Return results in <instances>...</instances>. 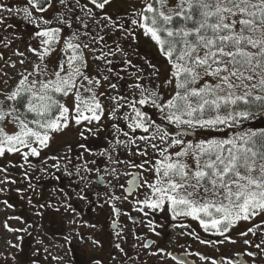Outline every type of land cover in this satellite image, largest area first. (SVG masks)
Returning a JSON list of instances; mask_svg holds the SVG:
<instances>
[{"label": "snow or ice", "instance_id": "6c2138e0", "mask_svg": "<svg viewBox=\"0 0 264 264\" xmlns=\"http://www.w3.org/2000/svg\"><path fill=\"white\" fill-rule=\"evenodd\" d=\"M125 3L0 0V264H78L81 228H98L74 201L107 206L118 241L100 256L89 235L79 264H192L137 234L160 238L169 219L216 236L179 234L219 253H195L203 264H264V127H245L264 120V0ZM13 17L31 29L23 49L3 34ZM48 215L63 221L52 237Z\"/></svg>", "mask_w": 264, "mask_h": 264}, {"label": "flooded vegetation", "instance_id": "af4514ba", "mask_svg": "<svg viewBox=\"0 0 264 264\" xmlns=\"http://www.w3.org/2000/svg\"><path fill=\"white\" fill-rule=\"evenodd\" d=\"M5 2L9 6H14L17 4L23 5L24 3H26V0H5ZM8 22L16 25L15 28L8 29V30H11V34L14 32L17 36L22 37L21 40L16 41L15 45L23 49L25 47L26 41L28 40L31 29L27 25L22 23L16 17H13ZM6 33L7 31L4 32L3 34L5 35ZM98 190L102 191L103 186H101ZM74 203L78 205L79 209L77 210L80 212L82 219L85 221L90 222L86 218H88L90 214L93 212L99 215V218H96V217L93 218V220L95 221V224H97L98 230L90 232L88 231L89 229L88 228L87 232L83 234L85 236V239L89 235H92V233L94 234L96 238L99 239L100 237V240L104 243V249L99 250L96 254L100 256H104L107 251L114 248V242H118L116 241L115 236L111 235L115 230L110 227V224H111L110 209L107 206H105L103 211H101V209L99 208L93 207L94 208L93 209V208L85 207L83 203L81 202H74ZM121 207H122V211L130 213L132 216L137 217L138 219H142L141 214L133 211L130 204H124ZM160 219L161 217L157 216V220H160ZM53 221H54V216H51L50 223H52ZM181 222L185 224H189L191 228L184 229V228L172 226L173 224H179ZM120 224L122 226H127V229L129 230L128 243L125 246L128 248L130 255L135 256L136 255L135 251L131 249V245L134 242L132 233L130 231L133 228V222L129 220L127 216H121ZM165 224L167 226L164 229V235L160 238L154 236L151 233H148L146 227H143L139 224H137L135 227H136V231L138 235L143 236L145 233H147L150 239L157 240L159 243V246L164 247L168 251H173L177 254L184 253V252L189 253V255L187 256V259L191 261L192 264H203V262L199 259V257L195 255V253L197 252H200V253H203L209 256L219 255V253L216 252L215 248L209 245H204V244L199 243V241L196 240L194 237H188L186 235L184 236L179 235L181 232L192 230L198 233L201 239L215 240L216 236H214L211 233L203 232V230L199 227L198 222L191 220V219L184 220V221H179V220L171 221L169 219L165 221ZM242 250H243L242 245H239V244L236 246L226 245L221 248V252H223L225 255L231 254L234 251H242ZM87 252L88 250L85 251V249H83L81 253L79 251H74L73 256L77 260L83 261L86 259ZM140 260L147 261V264H174V262L170 258H165L162 260L159 256L150 257L143 253L141 254ZM137 264H140V261H138Z\"/></svg>", "mask_w": 264, "mask_h": 264}, {"label": "rangeland", "instance_id": "374dc122", "mask_svg": "<svg viewBox=\"0 0 264 264\" xmlns=\"http://www.w3.org/2000/svg\"><path fill=\"white\" fill-rule=\"evenodd\" d=\"M138 3H139V0H126L125 8H127L128 5H130V4H137L138 5ZM5 35L6 36L7 35H11V30H7V33ZM15 46L16 45H14V47ZM142 50L144 51V54H146V53H148L150 51V49L148 48L147 44L144 43L143 41H141V43H140V51H141V54H142ZM8 54H10V52ZM48 187H50V185H48ZM48 194L49 193L47 191H45V196L46 197L48 196ZM74 207H76L77 209H79L78 205H76L75 203H74ZM0 208H2V206H0ZM12 214H13V212H11V211H9L7 213H4V212L0 211V221L3 220V218H4L5 215H12ZM16 214H18V213H16ZM50 217H51V215L46 216L45 219L43 220V224L45 226V231L48 232V236L49 237H52V236L57 235L58 234V231L63 228V221L61 220V218L59 216H54V221L52 223H50ZM94 217L99 218V215L96 214L95 212H93L86 219L90 221L89 223H95V221L93 220ZM87 229H88L87 227H83V228H81V232L82 233H85V232H87ZM88 231L91 232L93 230L92 229H88ZM92 235H94V234L92 233ZM9 238H11L10 235L7 234V233H5L3 231V229H2V227H0V248L3 247L4 240L5 239H9ZM99 239H100V237H99ZM83 249H85V251H87V250L90 249V245L87 242V238L85 239V243L84 244H82V245H79L78 244V245L75 246V251H79L80 253L82 252ZM77 261H78V264H79V262H81L80 260H77Z\"/></svg>", "mask_w": 264, "mask_h": 264}, {"label": "trees", "instance_id": "16d2710c", "mask_svg": "<svg viewBox=\"0 0 264 264\" xmlns=\"http://www.w3.org/2000/svg\"><path fill=\"white\" fill-rule=\"evenodd\" d=\"M142 54H144L143 50H142ZM245 127H255V128L264 127V120L257 119V120L246 122Z\"/></svg>", "mask_w": 264, "mask_h": 264}]
</instances>
